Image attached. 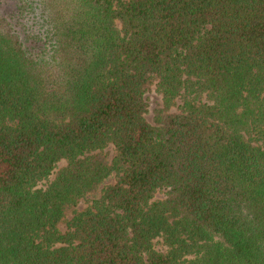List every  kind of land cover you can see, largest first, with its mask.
Returning a JSON list of instances; mask_svg holds the SVG:
<instances>
[{"label":"trees","instance_id":"trees-1","mask_svg":"<svg viewBox=\"0 0 264 264\" xmlns=\"http://www.w3.org/2000/svg\"><path fill=\"white\" fill-rule=\"evenodd\" d=\"M0 264H264V0H0Z\"/></svg>","mask_w":264,"mask_h":264},{"label":"rangeland","instance_id":"rangeland-1","mask_svg":"<svg viewBox=\"0 0 264 264\" xmlns=\"http://www.w3.org/2000/svg\"><path fill=\"white\" fill-rule=\"evenodd\" d=\"M158 98H159V95L154 91L153 88H151L150 91L148 92V100L150 104H152V101L154 99H158ZM103 150L106 153V156L108 159H110L112 155L114 154V149L111 144L106 145ZM63 163H64V160H59L56 164V168L62 165ZM113 180H114V175H109L106 179H104L103 182L107 183V182H112ZM161 195L162 193L160 191H157L154 193V197H160ZM90 197H91L90 195H87L86 197L80 198L77 204L75 205L76 208L80 209V208L85 207L89 203ZM71 214H72L71 212H67L66 215L58 222V227L61 230L66 229V222L71 217ZM155 246L160 248L159 243L155 242Z\"/></svg>","mask_w":264,"mask_h":264}]
</instances>
